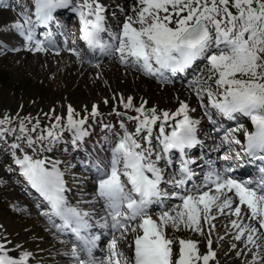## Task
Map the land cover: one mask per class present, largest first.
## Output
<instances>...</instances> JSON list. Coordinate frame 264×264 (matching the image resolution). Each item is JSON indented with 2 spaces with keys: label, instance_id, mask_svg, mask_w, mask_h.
I'll return each instance as SVG.
<instances>
[{
  "label": "snow or ice",
  "instance_id": "snow-or-ice-1",
  "mask_svg": "<svg viewBox=\"0 0 264 264\" xmlns=\"http://www.w3.org/2000/svg\"><path fill=\"white\" fill-rule=\"evenodd\" d=\"M0 6H6L5 0H0ZM34 7L35 20L25 9L21 12L22 21L17 20L11 26L29 44L37 25H47L55 19L57 10L71 7L79 17L82 37L92 52L99 50L101 56L118 54L122 64L158 77L162 82H166L165 71L184 72L197 60L205 59L210 75L203 81L197 77L192 82L198 86L197 95L203 100L206 92L211 106L224 116L231 118L240 113L250 117L255 130L245 132V152L249 157L264 159V0H136L132 8L135 15H127L117 25V31L106 27V9L99 0H77L76 3L74 0H34ZM34 50L44 51L43 43L36 41ZM209 81H213L215 91ZM120 99L124 108H134L132 97L126 101L123 97ZM134 110L139 115L128 118L137 122L135 131L129 132L121 121L123 135L117 134L107 167H101L98 162L93 164L99 174L96 197L103 202L100 213L69 204L59 161L34 158L27 153L21 158L14 153V162L22 175L48 201L51 216L63 222L56 225L53 221V225L75 234L78 243L73 245L70 255L78 264H209L216 257L211 239L207 242V254H201L198 241L169 238L167 229L179 231L183 227L203 235L204 223L209 231L215 228L214 209L219 215L238 218L230 221L237 230L235 240L246 239V244L257 249L264 247L261 243L264 241V174L255 181H241L221 176L213 169L202 185L193 183L188 188L186 185L195 173L189 167L192 161L184 159L179 178L166 181L159 162L163 159L171 165L166 154L175 149L183 155L185 149L200 143L196 136L199 121L189 116V107L183 101L174 113L157 114L156 108L145 110L143 105ZM92 115H99L95 107ZM181 116L182 119L176 120ZM55 120L36 139L30 135L17 139H26L33 152L37 150L34 147L37 141L40 150H45L43 142L47 140L46 150L51 151V145L60 140L64 131L72 133L74 144L90 134L84 127L86 118L76 119L71 106L66 124H61L60 116ZM169 120L176 122L166 132L165 124ZM9 122L7 117L0 119V135L15 132L3 127ZM158 122L159 131L155 136L158 145H154L153 131ZM104 127L110 130L112 126ZM38 128L39 121L31 129L23 122L19 126L22 133L36 132ZM230 135L224 137L229 144L241 143L234 136L229 138ZM12 148L19 149L20 144L14 143ZM224 159L229 157L226 155ZM164 183L182 191L169 193L161 187ZM172 198L181 203L163 210L154 219L150 211L153 205ZM97 215L99 219L95 218ZM241 217L252 223H244ZM94 226L110 235L100 259L93 256L100 240V234L92 231ZM124 241L128 251L120 247ZM176 244L178 252L174 251ZM81 252L88 260L81 259ZM30 256L31 253L24 252L15 259L5 244L0 243V264H26ZM257 259L264 257L257 252L253 264Z\"/></svg>",
  "mask_w": 264,
  "mask_h": 264
},
{
  "label": "rangeland",
  "instance_id": "rangeland-1",
  "mask_svg": "<svg viewBox=\"0 0 264 264\" xmlns=\"http://www.w3.org/2000/svg\"><path fill=\"white\" fill-rule=\"evenodd\" d=\"M99 1L106 8V27L110 31H117V25L127 15H135L132 8L136 6V0ZM13 4L15 7L11 5L0 9V119L7 117L10 120L3 127L15 129L14 133H17L18 137L30 135L36 139L42 130L49 129L56 123V116L62 117L61 124H66L67 110L71 106L76 119L86 118L87 122L84 127L90 133L88 142L86 146H82V149L79 147L75 149L71 146L75 145L72 133L64 131L60 140L51 145V151L46 150L48 142L45 140L43 142L45 150H40V142L37 141L34 146L37 149L36 152L28 146L26 139L18 140L13 132L0 135V243L7 245V249L17 256L16 259H19L24 252H29L31 253L29 259L35 264L74 263L67 255L71 251L69 247L60 242L61 237L58 231L42 214L38 202L26 192L28 181L22 175L19 166L15 164L14 153L21 158L27 153L33 155L34 158L59 161V167L71 185L72 206L92 211L101 207V205L98 206L99 201L95 197L94 187L90 186V183H94L90 176L94 175L93 168L95 167L93 162L87 159L76 158V153L77 150L80 153L85 150L92 151V153L97 151L102 159L100 160L102 166L106 168L111 156L110 148L118 140L117 134L123 135V129L120 127L121 121L129 132H134L137 124L135 120H122L117 113H123L129 117L137 116L139 114L134 108L141 105L145 110L156 108L157 114L163 111L174 113L183 101L189 107V116L199 121L198 125L203 126L209 124L210 121L213 123L209 125L202 138H215L221 147L220 152L226 150L225 156H230L228 152L231 149L227 150L229 143L224 137L229 133L231 134L229 138L231 136L240 137L243 131L253 126L250 117L247 121V117L243 114L233 116L230 120L224 119L226 116L220 115L218 110L208 105L206 92L203 100L197 95L198 86L192 82L197 77L203 81L210 75L205 59H200L198 65L195 63L192 67L195 70H192L190 75L188 74L192 68L183 73H174L177 75L175 78L165 76L166 82L146 75L135 67L122 64L118 57L101 65L94 64L89 61L85 50L78 42L81 29L70 28L68 21L65 29L69 34L67 37L69 45L61 50H51L49 46L44 45L45 50L40 52L35 51L33 46L25 52L23 48L26 46V40L24 42V37L11 26L20 20L22 11L28 9L30 13L34 1L14 0ZM72 12L70 10L61 14L66 15L68 20ZM73 15L72 18L78 17L74 12ZM183 78L185 80H181ZM209 83L213 84L215 91L213 81ZM121 97L125 101L128 97H132L134 108H124L119 99ZM94 107L99 115H92ZM37 121H39V128L34 136L31 132L27 134L19 130L21 122L33 127ZM222 121L224 122L223 127L226 124L225 129L216 131L221 127V125L218 127L216 125ZM105 125L112 127L110 130L105 129ZM234 129H239V131H232ZM14 143H19L20 148L13 149ZM156 150L159 151V146ZM158 166L163 170L164 178L169 180L173 172L160 162ZM95 174L99 175L97 172ZM169 187L170 185L165 190L171 193ZM177 203L181 201L178 200ZM162 211L153 210L152 212H155L152 213L153 218L155 219ZM221 218L224 219L214 224L215 228L211 231L204 223L203 235L182 227L179 231L168 228V236L176 240L198 241L201 254H207V242L211 239L212 251H215L216 257L209 264H253L257 252L264 257V247L257 249L253 245L246 244V239L235 240L237 230L230 223L235 216L224 215ZM242 219L245 223V218ZM51 228L55 232L51 231ZM120 247L128 251L127 241L121 242ZM178 249L179 245H174V251L178 252ZM256 264H264V259H257Z\"/></svg>",
  "mask_w": 264,
  "mask_h": 264
},
{
  "label": "bare ground",
  "instance_id": "bare-ground-1",
  "mask_svg": "<svg viewBox=\"0 0 264 264\" xmlns=\"http://www.w3.org/2000/svg\"><path fill=\"white\" fill-rule=\"evenodd\" d=\"M119 19V18H118ZM21 46V45H20ZM23 50L26 52L27 50H28V48L26 47V46H24V48H23ZM26 55V54H25ZM31 57V56H30ZM127 98V97H126ZM120 99V98H119ZM118 98H117V100H119ZM118 102H120V101H118ZM188 114H189V112H188ZM179 119H182V117H176V120H179ZM176 120H171V121H168V123H172V126L175 124V122H176ZM167 123V124H168ZM201 127H204V126H201ZM167 132H169V131H167ZM206 132V130H205V128H201L200 129V131H197V133H196V136L197 135H199V134H203V133H205ZM218 140V139H217ZM170 153H172L173 154V157H176L178 160H180L181 161V157H180V155L179 154H177L174 150H172ZM171 161H173V159L171 160ZM174 168H176V166L174 167ZM180 175L178 174H176V177H179ZM98 180V179H97ZM198 180H200L201 181V178H198ZM95 189H96V187H97V184L96 185H94L93 186ZM88 193V192H87ZM95 194H96V192H95ZM228 195L229 196H232L233 195V193H228ZM92 199V198H91ZM179 200V199H178ZM177 199L176 200H173V201H171V202H169V204H168V206H167V209H170L171 207H172V204L174 203V202H176L177 203V201H178ZM102 203V201H99V203L98 204H101ZM176 203H174V205L176 204ZM178 204V203H177ZM235 206V205H234ZM102 207H103V204H101V207H99L98 208V210H93L92 212L94 213V214H96V213H100L101 212V209H102ZM242 211H243V209H242ZM226 212H227V210H226ZM213 214L214 215H216V219L214 220L215 222H213L212 221V223L213 224H217V223H219L220 221L219 220H222V219H224V218H221V217H224V215H219V214H217L216 213V211H215V209L213 210ZM230 216V215H229ZM233 217V216H232ZM96 219H99V216L97 215L96 217H95ZM242 218H244V217H242ZM242 218H240V219H242ZM234 219H237L236 217L234 218ZM228 220H229V218H228ZM226 221V220H225ZM245 223H252V222H250L249 220H247L246 218H245ZM226 227H228L227 225H226ZM229 228V227H228ZM228 230V229H227ZM110 239V235L107 237V240H109ZM108 242V241H107ZM107 242L105 243V245L107 246ZM106 246H105V250H106ZM60 247V246H59ZM62 247V246H61ZM70 253H71V251H69L68 252V256L70 257V259H71V255H70ZM56 254V253H55ZM57 257V256H56ZM71 264H78V263H71Z\"/></svg>",
  "mask_w": 264,
  "mask_h": 264
},
{
  "label": "trees",
  "instance_id": "trees-1",
  "mask_svg": "<svg viewBox=\"0 0 264 264\" xmlns=\"http://www.w3.org/2000/svg\"><path fill=\"white\" fill-rule=\"evenodd\" d=\"M2 82V81H1ZM29 92H31V90L29 89ZM13 126H15V124H12ZM25 126H29V124H24ZM32 128V126L30 127V129Z\"/></svg>",
  "mask_w": 264,
  "mask_h": 264
}]
</instances>
